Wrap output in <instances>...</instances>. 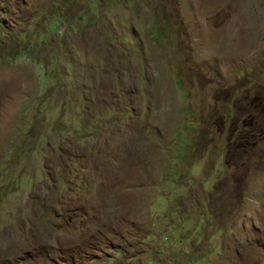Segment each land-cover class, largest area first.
<instances>
[{
	"label": "rangeland",
	"instance_id": "374dc122",
	"mask_svg": "<svg viewBox=\"0 0 264 264\" xmlns=\"http://www.w3.org/2000/svg\"><path fill=\"white\" fill-rule=\"evenodd\" d=\"M0 264H264V0H0Z\"/></svg>",
	"mask_w": 264,
	"mask_h": 264
},
{
	"label": "flooded vegetation",
	"instance_id": "af4514ba",
	"mask_svg": "<svg viewBox=\"0 0 264 264\" xmlns=\"http://www.w3.org/2000/svg\"><path fill=\"white\" fill-rule=\"evenodd\" d=\"M248 138H251V135H248V133L246 135H243V136H240L239 139L243 140V141H246L247 142V139Z\"/></svg>",
	"mask_w": 264,
	"mask_h": 264
}]
</instances>
